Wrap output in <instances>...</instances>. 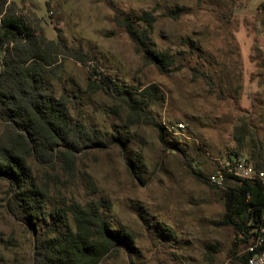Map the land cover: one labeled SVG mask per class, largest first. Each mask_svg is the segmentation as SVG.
Here are the masks:
<instances>
[{
  "label": "rangeland",
  "instance_id": "obj_1",
  "mask_svg": "<svg viewBox=\"0 0 264 264\" xmlns=\"http://www.w3.org/2000/svg\"><path fill=\"white\" fill-rule=\"evenodd\" d=\"M10 1L32 18L36 14L49 38L63 37L90 55L89 66L63 61L60 86L78 94L71 103L74 117L126 142L125 148L78 152L75 177L57 163L32 162L34 177L49 189V209L62 201H110L108 221L133 240L100 264H245L252 239L223 223L228 183L211 187L188 163L210 177L239 156L253 164L252 151L264 161V0ZM145 11L156 17L150 35L157 49L170 50L179 71L162 74L147 64L115 19L120 12L149 28L140 19ZM95 63L127 88L159 87L165 98L148 111L181 151L168 149L153 125H126V113H114L107 95L87 92ZM193 67L209 72L215 87L194 77ZM245 124L261 141L257 146L247 136L239 147L235 134ZM13 194L0 178V264H35L34 234L10 207Z\"/></svg>",
  "mask_w": 264,
  "mask_h": 264
},
{
  "label": "trees",
  "instance_id": "obj_2",
  "mask_svg": "<svg viewBox=\"0 0 264 264\" xmlns=\"http://www.w3.org/2000/svg\"><path fill=\"white\" fill-rule=\"evenodd\" d=\"M33 15L34 18L16 1L0 0V178L7 179L14 190L10 207L34 234L35 264H100L133 240L131 233L114 228L108 221L105 210L111 207L110 201H62L49 209V189L34 177L31 163H57L66 174L75 177L78 152L85 148L106 149L114 144L125 148L126 142L118 134L108 137L74 117L71 103L78 94L60 86L63 61L72 59L89 66L91 57L82 49L69 46L63 37L49 38L40 18ZM171 15L179 14L173 10ZM115 19L139 45L147 64L162 74L182 68L170 50L157 49L152 40L150 28L156 21L153 12L145 11L140 16L149 27L145 29L120 12ZM92 67L87 92L107 95L115 103L114 113H126V125H153L168 149L181 151L168 142L164 126L148 111L151 104L165 98L156 84L133 90L113 80L97 63ZM192 72L194 77L204 78L210 88L215 87L209 72L196 67ZM238 130L235 137L240 148H244L247 136L255 146L261 143L248 124ZM250 158L257 169L264 170L260 153L252 151ZM188 164L198 179L219 187ZM225 180L228 184L223 188V223L252 239L257 224L264 221L262 184L229 173ZM246 259L245 256V264Z\"/></svg>",
  "mask_w": 264,
  "mask_h": 264
},
{
  "label": "built area",
  "instance_id": "obj_3",
  "mask_svg": "<svg viewBox=\"0 0 264 264\" xmlns=\"http://www.w3.org/2000/svg\"><path fill=\"white\" fill-rule=\"evenodd\" d=\"M228 173L241 179L259 181L264 191V170L257 169L246 157L239 156L234 163L228 165L225 171L211 175L210 181L218 186H223ZM245 256L246 264H264V221L258 223L254 229L252 243L247 247Z\"/></svg>",
  "mask_w": 264,
  "mask_h": 264
}]
</instances>
